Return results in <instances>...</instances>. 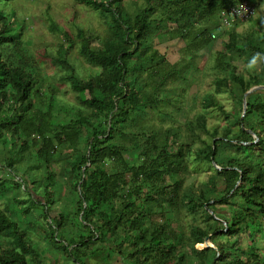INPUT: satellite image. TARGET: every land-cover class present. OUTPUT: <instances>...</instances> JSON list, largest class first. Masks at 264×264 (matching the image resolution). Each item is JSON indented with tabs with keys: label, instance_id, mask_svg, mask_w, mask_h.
<instances>
[{
	"label": "trees",
	"instance_id": "trees-1",
	"mask_svg": "<svg viewBox=\"0 0 264 264\" xmlns=\"http://www.w3.org/2000/svg\"><path fill=\"white\" fill-rule=\"evenodd\" d=\"M11 1L0 0V264H264V88L244 112L246 92L264 85V61L248 68L264 54V14L243 33L241 19L222 17L264 0H144L132 11L124 0H80L107 33L80 28L78 59L56 22L68 45L34 52ZM174 39L184 41L178 63L156 46ZM210 47L221 75L192 94L202 110L183 119L189 72L204 73L199 55ZM66 85L74 103L63 101ZM213 109L223 118L210 124ZM175 112L180 124L165 127ZM191 160L211 166L197 188L184 186ZM183 207L204 224L175 226ZM35 212L43 220L24 222ZM208 236L213 246L201 248Z\"/></svg>",
	"mask_w": 264,
	"mask_h": 264
},
{
	"label": "rangeland",
	"instance_id": "rangeland-1",
	"mask_svg": "<svg viewBox=\"0 0 264 264\" xmlns=\"http://www.w3.org/2000/svg\"><path fill=\"white\" fill-rule=\"evenodd\" d=\"M133 1H136L137 4L133 3ZM124 2L130 9V11L137 8L138 6H143L145 4L144 0H124ZM5 9L9 12H15L16 16L19 17L22 22L26 23V29L23 35V39L24 42L34 52H37L38 50H47L56 55L61 43L68 45V42L65 41L64 31H54L52 29L53 22H56L63 30L68 31L75 41V46L73 49H70L69 53L71 59H78L79 56L78 53L80 43L77 35L80 28H82L84 31L94 32L101 38L107 33L106 24H104L98 12L82 3L80 0H13L7 6H5ZM263 14L264 2H262L260 7L256 9V12L250 19H241L236 26V30L239 33L245 32L248 27L254 26L252 19H257ZM218 35L219 33L215 34V36L217 37ZM221 39V42L215 45V49L217 47H221ZM96 43L97 42H95V44ZM183 45L184 41L182 39H174L162 44H156L157 48L162 53H166L169 60L174 63L181 62L180 47ZM211 50V47L208 49L206 48L199 55V62L201 67H203L204 73L196 70H192L189 72V76L192 79V84L190 85L188 92H186V94L183 96L184 103L182 104L186 106L184 109H181L179 111V114L183 116V119L192 118L195 116L196 112L202 110L200 101L198 102V104L196 103L195 105H192V94L200 90L198 93L200 96L203 91H212V80L216 76L221 75L220 71L216 72L211 66L213 64V60H209ZM45 66L47 71L49 72V75L59 78L58 69L55 68L49 61H45ZM90 67L91 66L87 64L85 70L90 69ZM55 91H60V88H56ZM61 92L64 93L63 101L69 103H74L76 101V93L72 91V88L69 85L62 87ZM218 96L227 107L232 105L227 94H220ZM177 105H180V103H177ZM171 109H173L172 105L166 108V110L168 111ZM207 115L209 117L208 121H210V124L216 122L220 118H223V116L218 113L217 109L208 111ZM178 118L179 115L177 112H175L174 115L168 116V119L166 120V122H164V126L168 127L170 125L180 124V120ZM184 134L186 135L187 132L184 131ZM69 151L70 150H67L65 151V153ZM138 151L139 149L135 151L125 152V155L126 157L131 159L135 152ZM14 157L16 159L18 158L17 155H15ZM190 162L191 163H189V171L185 172L184 174V186L189 183H194L196 185L195 188H197L200 183L203 180H206L212 173L211 166H201L194 160H191ZM202 164L210 165L208 162H203ZM55 168L56 170H58L57 165H55ZM223 184L224 180L220 178L218 180V187L222 189L224 187ZM63 193L64 198L62 199V203L68 205L70 203V198L72 197V195L67 190ZM57 211V209L52 210V214H56ZM189 211L188 208L183 207L181 209L180 219H175L174 225L179 227L182 226L185 230H189L196 223H199L201 225L204 224L203 217L199 216L197 221H194L193 216L190 214L192 212ZM194 211L196 212L197 208H195L193 212ZM224 211L225 210H223V212ZM172 215L173 214H169L170 217H172ZM35 219L43 220V217L37 212H35V216L31 213L24 219V222H33ZM197 246L199 247V245ZM259 246L264 253V240L259 243ZM116 263L121 264L120 259L115 262V264Z\"/></svg>",
	"mask_w": 264,
	"mask_h": 264
},
{
	"label": "built area",
	"instance_id": "built-area-1",
	"mask_svg": "<svg viewBox=\"0 0 264 264\" xmlns=\"http://www.w3.org/2000/svg\"><path fill=\"white\" fill-rule=\"evenodd\" d=\"M255 7L247 1L242 2L239 6L231 7L229 10L222 12L223 23L227 24L237 19L248 18L252 13H255Z\"/></svg>",
	"mask_w": 264,
	"mask_h": 264
},
{
	"label": "water",
	"instance_id": "water-1",
	"mask_svg": "<svg viewBox=\"0 0 264 264\" xmlns=\"http://www.w3.org/2000/svg\"><path fill=\"white\" fill-rule=\"evenodd\" d=\"M259 88H264V85H259V86H255V87H252L250 90H248L244 96V112L246 110V107H247V101H246V96L250 93H252L253 91H255L256 89H259ZM244 115V114H243ZM215 164V163H214ZM202 246V248H205V247H208V246H213L210 241H209V236L206 238V241L204 244H199Z\"/></svg>",
	"mask_w": 264,
	"mask_h": 264
},
{
	"label": "clouds",
	"instance_id": "clouds-1",
	"mask_svg": "<svg viewBox=\"0 0 264 264\" xmlns=\"http://www.w3.org/2000/svg\"><path fill=\"white\" fill-rule=\"evenodd\" d=\"M264 61V54L257 53L248 64V68L253 70L258 67L259 62Z\"/></svg>",
	"mask_w": 264,
	"mask_h": 264
}]
</instances>
